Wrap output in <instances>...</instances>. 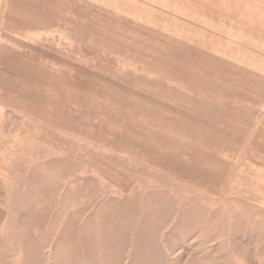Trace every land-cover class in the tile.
I'll return each instance as SVG.
<instances>
[{
  "label": "rangeland",
  "instance_id": "obj_1",
  "mask_svg": "<svg viewBox=\"0 0 264 264\" xmlns=\"http://www.w3.org/2000/svg\"><path fill=\"white\" fill-rule=\"evenodd\" d=\"M19 3L0 264H264V0Z\"/></svg>",
  "mask_w": 264,
  "mask_h": 264
},
{
  "label": "crops",
  "instance_id": "obj_2",
  "mask_svg": "<svg viewBox=\"0 0 264 264\" xmlns=\"http://www.w3.org/2000/svg\"><path fill=\"white\" fill-rule=\"evenodd\" d=\"M16 0H0V35L6 33L9 37L21 38L22 30L19 25L16 27V23L22 21L19 10L21 3ZM31 37V35L29 34ZM6 212L5 207L0 203V237L3 233L5 226Z\"/></svg>",
  "mask_w": 264,
  "mask_h": 264
}]
</instances>
